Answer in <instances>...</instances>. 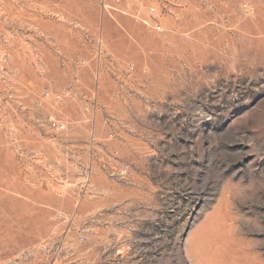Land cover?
<instances>
[{"label": "rangeland", "instance_id": "374dc122", "mask_svg": "<svg viewBox=\"0 0 264 264\" xmlns=\"http://www.w3.org/2000/svg\"><path fill=\"white\" fill-rule=\"evenodd\" d=\"M0 264H264V0H0Z\"/></svg>", "mask_w": 264, "mask_h": 264}]
</instances>
